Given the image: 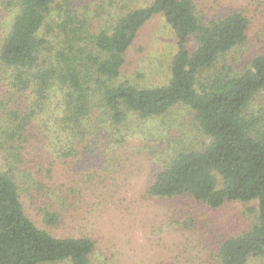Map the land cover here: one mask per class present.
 Returning <instances> with one entry per match:
<instances>
[{
	"label": "trees",
	"instance_id": "obj_1",
	"mask_svg": "<svg viewBox=\"0 0 264 264\" xmlns=\"http://www.w3.org/2000/svg\"><path fill=\"white\" fill-rule=\"evenodd\" d=\"M13 4L17 13L0 44V264H93L92 238L56 237L31 219L24 185L48 188L64 179L68 169L59 172L62 164L100 151L95 171L84 182L68 177L71 189L62 194L68 201L82 185L97 190L117 169L121 132L131 117L166 118L174 107L188 108L210 140L200 150L178 146L147 194L190 197L212 210L254 203L246 212L255 222L222 240L215 260L264 263V48L237 64L252 26L245 12L204 23L194 0H150L94 31L72 0ZM156 15L176 40L168 81L152 87L119 82L128 50ZM191 36L193 50L187 48ZM39 142L47 150H39ZM41 211L45 225L58 223L56 211Z\"/></svg>",
	"mask_w": 264,
	"mask_h": 264
},
{
	"label": "rangeland",
	"instance_id": "obj_2",
	"mask_svg": "<svg viewBox=\"0 0 264 264\" xmlns=\"http://www.w3.org/2000/svg\"><path fill=\"white\" fill-rule=\"evenodd\" d=\"M263 1L194 0L204 23L234 11H243L251 19L249 41L239 49V56H235L237 64L242 57L253 55L254 49L264 48V7L260 6ZM13 3L0 0V44L17 13ZM72 3L74 10L95 31L127 10L147 6L150 0H72ZM255 35L261 42H257ZM195 47L194 36H191L187 48ZM175 52L176 40L171 28L162 16H154L139 31L128 50L119 82L129 81L139 87L166 83ZM55 101L47 105L54 108ZM261 101L264 102V93ZM131 119L121 132L123 137L125 133V141L117 148L116 172L113 169L114 173L105 176L97 190L89 191L87 185H82L76 190L78 193L69 194V202L62 194L71 189L68 177L84 182L87 175L95 171L98 156L102 157L100 151L79 155L69 160L68 165L62 164L59 172L64 166L68 169L63 172L64 179L53 180L48 188L45 185L42 188L38 182L25 184L23 199L28 215L40 228L56 237L92 238L95 242L93 264H216L218 244L246 231L255 222L254 216L246 212L255 204L230 202L212 210L190 197L172 200L150 197L147 191L154 175L178 146L188 145L200 150L210 139L202 133L186 107H174L166 118L143 122ZM47 148L39 142V150ZM221 186L222 180L217 176V188ZM44 208L59 214L58 223L44 224L41 211ZM249 264L264 263L253 259Z\"/></svg>",
	"mask_w": 264,
	"mask_h": 264
}]
</instances>
